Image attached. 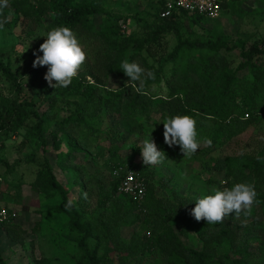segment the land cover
<instances>
[{
  "label": "trees",
  "instance_id": "1",
  "mask_svg": "<svg viewBox=\"0 0 264 264\" xmlns=\"http://www.w3.org/2000/svg\"><path fill=\"white\" fill-rule=\"evenodd\" d=\"M156 3L157 0L152 1V21H148L150 18L146 20L144 27L147 34L141 38L124 35L122 17H115L107 10L106 0H9L8 6L0 9L3 29H20L29 39L41 28L43 19L50 15L52 20L45 30L57 26L70 27L87 53L88 63L69 87L55 89L38 85L41 95L48 88L52 89L45 100L51 113L58 102L68 103L74 108L52 133V138L58 141L54 149L58 167L66 170L69 156L80 151L79 145L83 141L80 132L85 131L86 137L98 135L91 122L103 115L118 118L115 131L121 132L125 128L129 133L135 130L151 134L156 121H163L166 116L191 115L196 121L198 137L212 140L211 147L197 153L205 156L203 173H224L226 183H254L258 193L256 204L264 210V161L257 160V155L264 157V140L251 153L237 158L220 157L214 163L207 158L212 150L219 149L253 125H260L264 121V51L259 48L247 49L246 43L241 42L231 45L224 35L209 32L204 37L195 31L196 27L219 20L210 21L183 11L162 19L161 8ZM235 3L236 0L223 1L222 18L230 10H235ZM100 17L105 18L103 28H97L93 22V19ZM170 33L176 36L177 46L168 52L162 47L164 37ZM39 48L35 47L30 53L32 59H36L33 53ZM237 50L239 63L232 59ZM197 53L209 55L207 64L194 58L193 55ZM147 57L157 58V64H150ZM125 59L138 62L146 74H153V78L145 80L141 91L130 90L126 86L107 88L112 76L128 79L120 70V63ZM0 77L14 80L9 65L2 61ZM155 86L163 88L164 93L152 95L149 90ZM35 104L24 99L1 108L0 131L23 130L30 117H38ZM159 110L161 112L158 113ZM40 122H43L42 119ZM160 125L164 127L163 122ZM41 128L28 130L29 136L42 137ZM154 134L157 136V132ZM160 139L159 144L163 145L166 157L175 158L178 145L170 147L163 138ZM63 144L66 152L62 150ZM174 149L175 152L172 151ZM43 153L47 154L46 151ZM3 164L8 165L0 159V165ZM36 168L37 174L31 188L48 199H60L61 202L52 211L67 216L70 228L77 235L79 256L75 264H259L252 261V244L259 239L254 234L257 224L228 216L223 222L215 224L207 223L205 219L197 221L191 214L195 207L194 199L181 196L171 186L172 180L166 177L159 180L158 185L163 190L168 189L170 195H158L156 188L140 174L132 160L117 163L108 181L103 174L79 169L77 183L71 190L59 182L47 155ZM121 168L135 172L138 179L145 181L147 190L144 202L137 203L133 198L119 193L126 174L121 172L115 177L114 172ZM104 186L109 191V200L114 204H117L119 195L127 202L122 206L117 205L118 214L113 215L111 222L102 225L108 244L101 253L99 245L91 246L92 225L83 222L78 207L86 210L87 202L98 199ZM69 198L74 200V205L71 210H66L64 205ZM124 217H131L139 230L130 240L119 241L111 247L113 234ZM14 221L11 217L1 221L3 231L12 242L24 246L25 232ZM175 226L180 227L179 233ZM191 234L199 241L200 249L190 248L182 240L181 235L191 237ZM0 264H8L2 253Z\"/></svg>",
  "mask_w": 264,
  "mask_h": 264
},
{
  "label": "rangeland",
  "instance_id": "2",
  "mask_svg": "<svg viewBox=\"0 0 264 264\" xmlns=\"http://www.w3.org/2000/svg\"><path fill=\"white\" fill-rule=\"evenodd\" d=\"M106 1L107 10L115 17H122L121 26L125 36L133 35L141 38L147 34L144 24L148 18H150L148 21H152L153 0ZM156 4H158V0ZM235 4V10H230L218 22L206 23L196 27L195 31L204 37L209 32L224 35L231 45L241 42L246 43L247 49H262L264 44V0H236ZM126 18L128 19L127 23H124ZM51 20L50 15L45 17L41 23V28L35 31L36 33L30 39L26 38L20 29L0 30V61L6 66L9 65L14 76L13 81H8L6 77H0V109L26 99L36 102L35 112L38 115V117H30L23 130L0 131V159L8 164L0 165V210L5 208L11 213L17 214L14 224L22 228L26 239L24 246L12 242L3 231L0 221V253L3 254L8 264H38V262H42V264H75L79 256L77 235L69 226V218L57 215L52 211L59 205L60 199H48L45 195L31 188V183L35 181L37 174L36 167L42 163L46 155L54 167L59 182L70 190L77 183V171L79 169H83L85 172L103 174L105 180L108 181L111 171L117 163L130 160L140 174L149 179L151 185L156 188L158 195H170L168 189L159 188L158 181L163 177L172 180L171 186L175 187L181 196L192 199L202 193L210 192L214 187H231L234 184V182L226 183L224 181V173H203L202 163L205 156L197 154L209 147L203 143H201L197 153L191 157H186L181 148L177 146V151L172 150L177 153L175 158L166 157L161 164L145 165L139 146L140 142L148 138L151 133H138L135 130L133 133H129L125 128L121 132L115 131L118 118L106 117L105 115L91 122V126L98 132L97 136L86 137L85 131L79 133L83 140V144L81 142L79 145L80 151L69 156V164L66 165L68 167L66 170L60 169L57 165V152L54 151L58 141L56 142L52 138V133L56 125L69 117L74 108L68 103L58 102L51 113L49 104L45 100L52 89L48 88L46 93L41 95V89L38 87L39 84L45 87L49 86L44 79L47 66L34 68V59L30 57L34 48L45 42L46 37L43 34L46 32L45 27L50 24ZM93 22L97 28H103L105 18H96L93 19ZM187 26H189L188 23ZM163 42L162 48L168 52L173 51L177 46L176 36L173 33L167 34ZM193 56L197 61L203 60L207 64L209 58L207 53H197ZM147 59L150 64H157L158 62L157 58L147 57ZM232 59L236 63L240 62L239 50L233 53ZM86 63H88L87 59L78 69L77 75L83 71ZM136 84L139 86L138 82ZM124 86L130 90L136 89V86L130 83L129 78L121 79L112 76L107 83V88L110 89ZM149 92L152 95L160 96L164 93V89L155 86L150 88ZM40 119L43 122H40ZM156 122L151 135L158 150L164 152L163 145L159 144L161 141L159 137L164 139V127L160 125L161 120ZM40 126L42 127V137L29 136L28 130ZM154 132H157V136ZM106 134H111V136L108 135L110 139ZM263 140L264 121L260 125H253L245 133L219 149L212 150L208 153L207 158L212 163L220 157L237 158L251 153L257 144H261ZM62 150L67 151L64 144ZM44 151L47 154H44ZM100 193L98 199L87 202L88 210L81 207L78 209L83 216V222H89L92 225L91 246L99 245L101 247L100 252L104 253L108 241L102 225L105 222H111L113 215L118 214L117 205L122 206L127 201L119 195V202L116 200L117 204H114L109 200L110 194L106 186L102 187ZM262 194L264 195V188ZM228 217L234 220H244L253 225L257 224L254 228V234L259 236V239L252 244V261L264 264L263 207L255 203L250 212L242 211L239 215L233 212ZM179 228V226H175L178 233ZM138 230V224L131 217H124L121 225L113 234L111 247H114L115 243H119V241L130 240ZM181 238L186 246L194 249L201 248L199 241L194 238V234H191V237L181 235Z\"/></svg>",
  "mask_w": 264,
  "mask_h": 264
},
{
  "label": "clouds",
  "instance_id": "3",
  "mask_svg": "<svg viewBox=\"0 0 264 264\" xmlns=\"http://www.w3.org/2000/svg\"><path fill=\"white\" fill-rule=\"evenodd\" d=\"M7 4L8 0H0V9L6 8ZM2 29L3 22H0V30ZM43 36L46 37L45 42L33 53L36 57L33 67L47 66L44 79L49 86L55 89L67 88L87 59V53L77 34L70 27H53ZM120 70L136 86L137 91L143 89L146 79L153 78V74L151 72L146 74L145 69L138 62H130L127 59L121 61ZM161 122L164 126V142L170 147L178 145L186 157L196 154L201 143L212 146L211 139L198 137L196 121L191 115H169ZM139 148L145 165H158L166 159L165 153L158 150L151 134L140 142ZM257 160L264 161V157L257 155ZM257 195L255 185L250 182L234 183L231 187H214L210 192L194 198L195 207L191 214L197 221L205 219L210 224L220 223L230 213L235 212L239 215L242 211L250 212L256 203ZM73 205L74 200L69 198L64 207L66 210H71Z\"/></svg>",
  "mask_w": 264,
  "mask_h": 264
},
{
  "label": "built area",
  "instance_id": "4",
  "mask_svg": "<svg viewBox=\"0 0 264 264\" xmlns=\"http://www.w3.org/2000/svg\"><path fill=\"white\" fill-rule=\"evenodd\" d=\"M223 1L227 0H158V5L161 8L160 17L162 19L170 18L175 12L183 11L189 15H199L207 20L217 21L222 18ZM262 49L264 51V44ZM121 172H124L126 176L121 183L119 193L133 198L137 203L144 202L147 190L145 181L138 179L135 172L123 168L116 170L114 176L118 177ZM10 217L16 219L17 214L11 213L5 208L0 210V221Z\"/></svg>",
  "mask_w": 264,
  "mask_h": 264
}]
</instances>
